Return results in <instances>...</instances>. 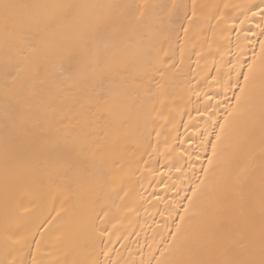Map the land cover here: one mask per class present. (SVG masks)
<instances>
[{"label":"bare ground","instance_id":"1","mask_svg":"<svg viewBox=\"0 0 264 264\" xmlns=\"http://www.w3.org/2000/svg\"><path fill=\"white\" fill-rule=\"evenodd\" d=\"M0 264H264V0H0Z\"/></svg>","mask_w":264,"mask_h":264}]
</instances>
